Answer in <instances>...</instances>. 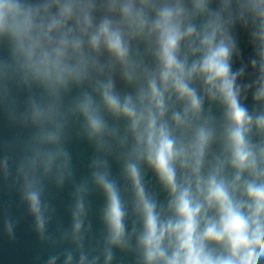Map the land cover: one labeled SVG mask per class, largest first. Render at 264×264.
<instances>
[{"label": "clouds", "instance_id": "1", "mask_svg": "<svg viewBox=\"0 0 264 264\" xmlns=\"http://www.w3.org/2000/svg\"><path fill=\"white\" fill-rule=\"evenodd\" d=\"M210 3L0 0V39L11 43L16 69L53 96L93 73L103 76L106 69L110 73L116 64L123 79L137 85L135 94L121 95L110 75L97 79L100 103L85 94L77 108L90 137L101 147L105 136L117 135L102 109L127 121L132 144L124 173L141 223L139 232L133 233L143 264H264V107L250 112L241 103L237 79L243 69L231 70L235 44L229 31L233 9L254 25L258 57L252 62L258 71L254 100L264 106V0H219L217 9ZM98 11L103 12L99 21ZM133 40L149 45L155 67L133 58ZM102 51L114 63L102 65L98 58ZM197 81L203 96L193 86ZM204 96L223 106L219 135L214 120L202 115ZM53 112L49 110V115ZM46 139L55 143L58 136L53 132ZM217 141L220 150L213 153ZM58 155L44 156L46 169ZM141 164L155 173L167 192L166 204H159L146 190ZM96 180L107 196L108 244L126 247L130 238L119 190L106 173H97ZM27 200L37 229L43 232L39 191L30 188ZM82 208L78 204L77 232ZM111 259L109 250L106 262ZM84 262L81 256L80 264Z\"/></svg>", "mask_w": 264, "mask_h": 264}, {"label": "water", "instance_id": "2", "mask_svg": "<svg viewBox=\"0 0 264 264\" xmlns=\"http://www.w3.org/2000/svg\"><path fill=\"white\" fill-rule=\"evenodd\" d=\"M218 6L219 0H211L212 9ZM102 15V11L95 14L97 21ZM229 31L235 44L231 70L243 69L237 79L241 103L250 112L259 111L264 106L254 100L258 76L252 67V62L258 59L252 39L254 25L249 17L241 19L233 9ZM130 48L134 59L142 60L149 68L155 67L154 56L145 41L133 40ZM98 58L105 66L114 63L103 51ZM109 75L117 93L135 94L137 85L127 83L116 64L110 73L107 69L103 76L93 73L88 80L70 83L53 96L43 85L16 69L11 43L0 39V264H80L81 256L85 257L84 264H143L133 233V229L139 232L141 223L134 211L131 184L124 173L132 144L127 121L102 109V116L117 135L105 136L101 147L97 139L90 137L86 121L77 108L85 94L100 103L95 82L106 80ZM193 86L203 96L200 82H194ZM176 107L179 109L181 105ZM49 110H54L51 116ZM38 111L41 115H37ZM202 115L214 120L219 135L224 120L223 106L204 96ZM53 132L58 139L49 143L46 137ZM126 136V143L121 146L120 141ZM219 150L217 141L211 151ZM53 152L59 153L58 158L46 169L43 158ZM141 171L146 190L159 204H166L168 194L155 173L146 164H141ZM97 173H106L116 184L125 205L126 237L130 238L126 247L108 244L104 220L107 196L97 183ZM30 188L40 193L45 218L43 232L37 229L36 217L27 200ZM81 203V227L77 232L76 212ZM109 250L112 259L106 262Z\"/></svg>", "mask_w": 264, "mask_h": 264}]
</instances>
